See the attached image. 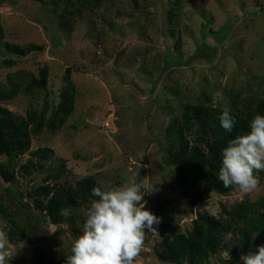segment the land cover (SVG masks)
<instances>
[{
    "label": "rangeland",
    "instance_id": "rangeland-1",
    "mask_svg": "<svg viewBox=\"0 0 264 264\" xmlns=\"http://www.w3.org/2000/svg\"><path fill=\"white\" fill-rule=\"evenodd\" d=\"M4 42L42 49L18 56ZM40 68L44 82L37 87ZM29 83L30 92L21 89ZM194 104L264 115V0H0V106L42 124L14 158L13 182L8 188L0 182V231L13 246L12 259L28 264L45 237L41 245L50 243L65 264L70 250L60 237L81 233L95 199L76 198L70 215L53 223L35 206L41 199L27 195L39 184L72 187L86 177L101 190L140 184L144 210L159 224L186 213L174 233L188 234L204 213L241 227L231 210L264 197V171L254 173L260 184L249 194L232 187L223 194L189 190L180 196L175 165L166 161L168 125L177 126L184 107ZM48 121L53 128L44 126ZM12 134L0 129V138ZM186 136L192 140L193 129ZM42 146L52 149L53 163L62 161L54 181L45 169L17 173ZM162 200L167 205L157 211ZM159 224L158 235L146 233L136 264H190L156 257ZM231 234L225 238L237 242L240 235ZM259 246V237L251 235L244 254ZM241 250L238 242L232 251L218 248L207 264H241Z\"/></svg>",
    "mask_w": 264,
    "mask_h": 264
},
{
    "label": "trees",
    "instance_id": "trees-1",
    "mask_svg": "<svg viewBox=\"0 0 264 264\" xmlns=\"http://www.w3.org/2000/svg\"><path fill=\"white\" fill-rule=\"evenodd\" d=\"M2 45L5 50L18 56L42 49L40 45L33 43L19 46L4 42ZM4 62L13 63V60L6 59ZM33 80L36 81L37 87L43 85L44 70L42 68L38 69L37 78ZM31 85L32 83L24 84L21 89L30 92ZM63 109L64 112L55 125L62 122L64 115L69 111V105ZM222 110L200 104L186 105L180 115L179 126L178 123L176 126L174 122L168 125L166 133L170 139L169 154L166 161L175 165V179L180 188V196L182 192L189 190H193L195 195L211 191L223 194L232 188H225L218 179L221 152L230 139L249 131L248 124L252 117L248 113L242 115L230 111L235 119V125L232 132L228 133L219 124L218 117ZM41 125L39 121L34 122L29 113L27 118H24L0 106V129L13 133L11 136L0 138V154L6 158L5 161H0V182L7 188L9 187L8 184L13 182L14 158L28 149L30 136L37 134ZM44 126L46 128L54 127L51 121L45 122ZM191 129H193L194 138L188 140L186 133ZM30 154L33 159L30 158L25 164L19 165L17 173L20 174L21 170L30 173L36 169H45L49 179L54 181L60 177L63 164L60 159H57L56 164L53 163L51 148L36 147ZM47 159H49V166L45 165ZM194 185L195 187H193ZM93 188L99 187L90 177L78 179L72 187L69 185L62 186L59 183H52L51 186L47 183L39 184L30 190L27 198L29 196L40 198L41 201H38L35 206L42 210L43 215L49 221L58 223L64 220L61 211L65 208L71 209L76 198L83 196L88 199H98L91 195ZM167 201H160L154 206L155 209L157 211L163 209L167 205ZM20 204L27 205L21 201ZM231 211V214L242 224L241 227L238 223L233 226L227 220H219L204 213L193 219L188 234L173 232L175 223L186 213L171 214L167 222L159 224L161 238L160 247L155 250L156 257L161 261L170 263L187 261L190 264H207L208 256L213 254L216 249L225 248L232 251L237 242L242 246L241 255L244 254L251 235H257L261 244L264 245V197L257 203L235 205ZM227 232L232 233L231 237L240 235L239 240L231 243L230 238H225ZM44 238L42 237L41 240L37 241L40 250L30 257L28 264H62L49 248L50 243L47 246L41 245ZM10 263L19 264L14 259H11Z\"/></svg>",
    "mask_w": 264,
    "mask_h": 264
},
{
    "label": "clouds",
    "instance_id": "clouds-1",
    "mask_svg": "<svg viewBox=\"0 0 264 264\" xmlns=\"http://www.w3.org/2000/svg\"><path fill=\"white\" fill-rule=\"evenodd\" d=\"M218 120L224 131L232 132L235 119L227 106ZM248 128L246 134L228 141L221 152L218 172L225 188L233 187L241 194L257 190L260 181L254 173L264 171V115H255ZM91 195L98 199L92 200L86 210L81 233L71 239L60 237L63 247L70 250L65 264H136L145 246L146 233L158 235L154 226L160 223L158 217L144 210L141 185L93 188ZM72 211L65 208L61 215L67 217ZM12 248L6 233L0 231V264H9L15 254ZM240 261L264 264V246H259L256 253L242 254Z\"/></svg>",
    "mask_w": 264,
    "mask_h": 264
}]
</instances>
